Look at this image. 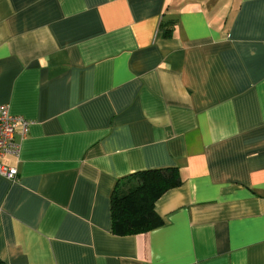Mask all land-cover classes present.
Segmentation results:
<instances>
[{"label":"crops","instance_id":"0c3cea01","mask_svg":"<svg viewBox=\"0 0 264 264\" xmlns=\"http://www.w3.org/2000/svg\"><path fill=\"white\" fill-rule=\"evenodd\" d=\"M3 105L5 264H264V0H0ZM163 168L164 225L115 235V188Z\"/></svg>","mask_w":264,"mask_h":264},{"label":"trees","instance_id":"16d2710c","mask_svg":"<svg viewBox=\"0 0 264 264\" xmlns=\"http://www.w3.org/2000/svg\"><path fill=\"white\" fill-rule=\"evenodd\" d=\"M165 36L170 31L165 30ZM183 183L177 168L136 173L125 188H115L111 197L112 231L118 236H135L164 225L156 211L157 201ZM0 264H5L0 260Z\"/></svg>","mask_w":264,"mask_h":264},{"label":"built area","instance_id":"2783aa9c","mask_svg":"<svg viewBox=\"0 0 264 264\" xmlns=\"http://www.w3.org/2000/svg\"><path fill=\"white\" fill-rule=\"evenodd\" d=\"M30 122L25 118L14 116L7 105L0 106V175L10 181L17 180L19 171L1 163L8 156H18L20 145L16 142V135L25 138L29 133Z\"/></svg>","mask_w":264,"mask_h":264}]
</instances>
